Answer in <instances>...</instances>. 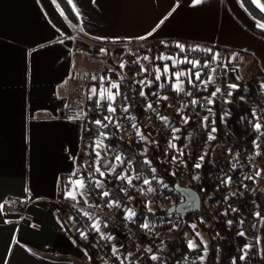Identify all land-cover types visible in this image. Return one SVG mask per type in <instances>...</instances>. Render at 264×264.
<instances>
[{
  "label": "crops",
  "instance_id": "1",
  "mask_svg": "<svg viewBox=\"0 0 264 264\" xmlns=\"http://www.w3.org/2000/svg\"><path fill=\"white\" fill-rule=\"evenodd\" d=\"M66 2L76 20L69 34L40 0H0V264H91L90 251L72 236L63 203L85 146L86 115L73 99V81L86 73L95 77L90 87L97 94L84 91L100 103V78L109 89L123 76L121 68H97L90 53L98 44L179 41L211 47L226 55L240 78H264V36L242 24L226 0L195 6L177 0ZM9 201L20 202L13 213L4 211ZM107 232L111 243L124 240ZM242 255L241 264H264V216L255 252Z\"/></svg>",
  "mask_w": 264,
  "mask_h": 264
},
{
  "label": "trees",
  "instance_id": "2",
  "mask_svg": "<svg viewBox=\"0 0 264 264\" xmlns=\"http://www.w3.org/2000/svg\"><path fill=\"white\" fill-rule=\"evenodd\" d=\"M40 1L51 20L66 33H71L70 24H76V20L71 14L66 0ZM177 1L183 5H188L193 0ZM226 2L242 24L251 31L264 36V29L257 26L258 23L264 24V15L250 0H226ZM228 69L229 81L238 85V88L235 89L232 101L228 106L227 115L221 114L216 104L209 106L207 112L209 124L204 136L205 142L210 143L211 149L203 160L199 159L201 155L197 149L188 148L189 126L183 124L179 116L174 115V111L165 108L163 105L154 104L153 107L156 111L167 115L170 123L168 127L159 129L153 124L145 122L144 113L146 111L138 99L140 91L143 90L145 93V96H142L143 99L149 98V96L152 97V89L157 91V84L143 87L126 75L119 80L118 91L120 94L116 95L115 105L117 112H119L118 108L121 106L128 108V111L123 110L121 115L129 125L130 134L125 137L119 133L115 119L108 116V105L105 104L103 109H99V103L95 98L91 100L89 105L90 111L86 119L85 132L87 130L95 139L104 141L106 144L104 148H107L108 151L113 150L119 153L129 167V174L138 173L142 180L148 179L157 191L155 201L165 202L171 197L180 198L181 196L176 191V187L178 185L184 186L185 182L186 186L184 187H192L200 193L218 192L219 197H221L224 195L226 186L224 183L225 177L222 175V166L215 160L217 151L220 147L229 145L236 148L244 157L247 156L252 151V141L257 133L253 127L256 118L253 117L252 113L264 105V78L254 77L245 80L239 77L236 69L229 66ZM114 90L116 94L117 89ZM222 116L224 117L223 120H221ZM105 117H110L111 122ZM97 120L101 121L100 125L95 123ZM213 121H215L214 124ZM133 124L136 125V128H133ZM212 127H215L217 131L211 132ZM137 130L140 134H137ZM100 133H102V136ZM169 133L178 135L176 152H172V148L165 146L163 143ZM209 134L214 139H209ZM146 161L150 163H146ZM196 163H200L201 167H194ZM153 168L156 169L155 173L152 172ZM172 173H175V175H172ZM98 175L101 177L100 173ZM103 180L105 185L103 191H100V195L105 191L109 192V196L103 197V199L118 201L120 204L118 207L119 212H121L122 206L131 208V201L122 187L121 179L117 175L114 177L106 175ZM258 200L260 214L264 216V195L261 194ZM138 202L139 205L144 204L145 198L139 199ZM171 207L172 205L168 209H158L156 212H149L146 208H143L135 211L136 218L140 222L146 220L165 221L172 215L169 212ZM208 230L206 231L209 232L210 236V249L207 264H230L233 258L238 259L241 257L243 246L247 242L245 236H240L237 231H233L229 239L222 240L216 236L215 231ZM71 233L83 245L79 235L74 231H71ZM187 245V242L176 243L169 250L173 260H176L178 264H187L185 257L188 258L196 252V250H189ZM90 262L91 264H115V257L112 251L107 249L103 257L91 255Z\"/></svg>",
  "mask_w": 264,
  "mask_h": 264
},
{
  "label": "built area",
  "instance_id": "3",
  "mask_svg": "<svg viewBox=\"0 0 264 264\" xmlns=\"http://www.w3.org/2000/svg\"><path fill=\"white\" fill-rule=\"evenodd\" d=\"M180 44H182V42L179 41L155 42L148 46L149 56L157 58L159 56H164L168 58L169 55L172 54L173 49H176L173 46ZM187 45L196 46L193 44ZM146 47L147 46H136L127 55L125 66L128 70H131L132 77H137V79L143 83L157 84V91L154 92L156 95H153V92L151 93L153 96L152 102L157 105H163L165 108L179 114L180 121L189 126V133L187 135L188 148L192 150L197 149L201 156H206L211 149L210 143L207 141L205 142L204 136L209 124V115L207 113L209 106L216 104L217 109L221 114L227 113L230 103H226L225 101H232L235 92V90L228 88V85L232 83L229 81V69L226 55L218 54L216 59H213V54H215L214 51L209 52L207 50L208 48L211 49V47L198 46L202 47L201 53H199L198 56L202 59L207 56L209 57L206 60L207 74L203 79L204 83H198L195 85L197 89L195 92L190 90L184 93L182 97L179 95V93L182 94L181 92L177 94L175 90L168 92L164 90V86L166 85L164 80H169L170 76L168 77V73H163V69L156 65L155 60L151 64H142L140 60L143 58V55L145 56L144 50ZM189 54L191 55V53ZM172 57L177 58L178 54H175V56ZM182 60L186 62L188 60L190 61V58ZM157 68L160 69V80H156ZM142 69H145L146 71H143ZM213 69L219 70V72L216 73ZM209 77H211V81H209ZM76 87L78 86H74L75 89ZM81 88L82 86H79L78 91H80ZM217 88L220 89V92L213 97L212 93L215 92ZM229 91H232L233 93L231 96L227 95ZM189 92H191V95L187 94ZM198 92L201 96L198 95ZM164 96H167L168 99H161V97ZM208 99H211L212 103H209ZM193 100H196L197 103L193 104ZM114 101H110L109 103L113 105L112 107L116 109V112L109 113L108 116L115 119L119 133L122 136H128L130 128L121 115L124 108L121 106L118 108L119 112H117V107L114 105ZM152 109L153 107L151 108L150 113L145 115V122L147 124L151 123L159 129L162 127H168V116L160 114L156 109ZM255 113L256 117L259 118L255 119V123L260 122L264 125V105L260 106L258 110H255ZM204 117H208V120L205 121ZM186 118L187 123L185 122ZM177 137L176 133H169L166 135L163 142L165 146H170L172 148V152H176L173 150L178 144ZM257 153H259V155H257ZM110 158L116 159L114 156H111ZM215 160L222 166V175L225 177L224 181H226L228 177H231V183L224 182L226 186L224 195L216 197L214 194H209L204 200L202 193L198 192L202 198L201 209L185 218H182L179 215L182 225H175V228L156 229L153 227L150 228V226L147 229L143 227L134 228L132 224L133 220L131 218L125 219L126 216L119 217L115 215L113 206H108L110 204L108 202L109 200H105L101 197L99 188L91 181L88 182V185L91 189L92 199H94L95 206L85 208L94 212L95 216L99 219L100 224L107 225L106 228H115L124 233L127 237V241L134 244L133 246L137 245V247H140L142 245V249H140L142 251H134L136 254L132 255V262L138 257L145 258V255H147L146 253H149V255H147L149 259L153 254L159 257L156 261L150 259L152 264H178L176 260H173L169 250L176 243L187 242L188 237L184 233L185 228H188L196 234V228L198 227H208L210 230L215 231V234H220L222 240L229 239L230 233L233 231H237V233L243 231L245 233L244 236L247 239L245 246H248V248H245L244 246V252L252 255L256 250V233L258 221L260 219L257 218L255 214L257 212L260 213L258 197L262 194V185L264 182V173L261 174L260 172V165L264 162V127L261 128L260 132L256 133V136L252 141V151L247 156L244 157L236 148L226 145L218 149ZM257 172H260L258 177L256 176ZM247 176H252L254 179H245ZM129 179L131 180V183L134 184L133 194L140 195L143 192V182L132 176L128 179H124L122 181L123 184L128 186ZM245 185L247 187H245ZM181 201L182 197L179 198L178 203ZM19 205V201H9L4 205V211L6 213H13L17 210ZM233 209H236L237 211H233ZM224 213L227 214L225 215ZM202 220L203 222H201ZM229 221L232 222L231 225L228 223ZM241 221H243V223H241ZM95 222L96 220L93 224ZM192 225H195V229L191 227ZM97 233L98 235L95 236L93 241L95 243L91 249L94 248L97 256L103 257L107 252V245H110L111 242L107 239L108 233H106V231L103 238L99 235V232ZM205 244L207 245L206 254L204 250ZM144 245L148 247V249L150 248L151 252L147 251V249H143ZM132 248L134 250V247ZM209 249L210 242L203 243L199 248L197 246L196 252L187 258V264H207ZM92 252L94 253L93 250ZM201 256H204L203 260L200 259ZM234 260H236L235 262L237 264V259L234 258L231 260L230 264H233Z\"/></svg>",
  "mask_w": 264,
  "mask_h": 264
},
{
  "label": "rangeland",
  "instance_id": "4",
  "mask_svg": "<svg viewBox=\"0 0 264 264\" xmlns=\"http://www.w3.org/2000/svg\"><path fill=\"white\" fill-rule=\"evenodd\" d=\"M71 25V24H70ZM69 25V26H70ZM73 28V27H72ZM72 30H75V28H73ZM74 32V31H73ZM183 46V51L181 50V48L177 47V45L173 46L176 49H173L172 54L169 55V57H164V56H159L157 57H150L149 56V47L145 48L144 50V54L142 59L140 60L142 62V64H151L154 60L156 65H158L159 68L163 69L165 65H167L170 69V71L168 72V77L170 76L169 80H164L165 82V86H164V90L166 92L172 91L171 89V83L176 81L175 79V73L176 72H182L184 75L182 76V79L185 80L183 83V91H181L182 94L179 93L180 96L183 97V94L192 90L193 92H195L197 89L195 87L196 84L198 83H204V77H206L207 74V67H205L204 65L207 64L206 60L209 58L204 57L203 59L201 57L198 56L199 53H201V49L202 47H198V46H189L187 44H180ZM136 47V45H133L131 43H127V44H112V43H101L98 44L92 51H91V57L92 59L97 60L96 62V66L97 68L102 67V68H110V69H115V68H120V64L124 63L125 64V59L127 58V55ZM101 49H104L105 51L102 52ZM207 49V48H206ZM210 48H208L207 50H209ZM212 51H214L215 54H222V52H218L216 51V49H210ZM178 54V57H172L175 56V54ZM191 53V55L189 54ZM145 57H148V59H145ZM151 58V59H150ZM190 58V61H197V66L193 67V65L191 63H188L187 61L184 62L182 59H187ZM189 61V60H188ZM148 62V63H147ZM121 71L123 72V76L126 75L129 78L133 79L138 85L140 86H154L153 84H147L143 83L142 81H140L139 79H137V77H132L131 75V70H128V68L125 66L123 69H121ZM196 73H200V80H197L195 78V74ZM95 78V77H94ZM94 78H92L90 75L88 76V74L86 73L85 76L80 80H75V82L73 81V85L74 86H78L76 87V89L74 88V95H73V99L76 98L75 101L79 102V104H83L82 108H83V112H82V117L85 116V118L87 119L88 115H89V105L91 103V100L94 98H89L87 97V93L88 90L91 89L90 85L94 84ZM94 79V80H93ZM189 79H191V83H189ZM118 79L117 81L114 80L112 81V83H116L118 85L119 83ZM79 86H82L81 90L82 93H80L81 91H78ZM109 89H111V85H109ZM119 86V85H118ZM84 88L87 89V93L85 94ZM170 88V89H168ZM168 89V90H167ZM115 91L114 89H111V92ZM152 92H156L155 90L152 89ZM177 93V92H176ZM178 94V93H177ZM115 96V101H116V94L114 92L113 94ZM199 95V92H198ZM201 96V95H199ZM140 104L143 106V108L145 109V113H144V117L145 115H147L148 113H150L151 109L147 108V105L149 103H151L152 105H154L155 103L152 102L153 100V96L149 98H144L140 95V97L138 98ZM101 100V99H100ZM73 101V100H72ZM115 101H114V105H115ZM108 100H102L101 103H99V109H103L104 105L107 104L109 105ZM113 106V105H112ZM116 106V105H115ZM153 109H155V107H153ZM152 109V110H153ZM116 112V111H115ZM80 113V111H79ZM111 112H108V114ZM177 114L176 112L174 113V115ZM179 116V114H177ZM127 123V121H126ZM170 123V120H169ZM100 125V124H98ZM130 134V131H129ZM128 134V135H129ZM100 135L102 136V133H100ZM178 136V135H177ZM125 137H127V135H125ZM99 142V146H97ZM105 142L102 140H97L94 137H92V134L90 132H88L86 130V135H85V146H84V150L82 153V158L80 160V170H79V174L73 178L70 179V182L67 184L66 189V195H65V199H64V203H63V212H64V218L65 220L68 222V224L72 227L73 231L75 233H77L79 235V237L81 238V241L83 243V246L90 251L91 255H96L97 253H95V249H91L94 245L95 242L94 238L95 236L98 235V233L96 232V230L92 227L93 222L96 220L99 221V219L97 218V216H95V213L92 211L87 210L85 207H94L95 206V202L93 201L94 199H92V194H91V189L88 185V182L91 181L93 183H95L97 185V181L100 182V186L98 187L100 191H103L104 189V177L106 175L112 176L114 177L115 175H117V177H125L124 179H128L129 177H136L139 181L144 182L145 179L142 180L141 176L138 173H134V174H129V167L128 165L125 163V161L122 159L121 155L119 153H116L113 150H107V148H104L105 146ZM173 151H177V146L174 147ZM99 152L100 156L99 158L97 157L96 153ZM114 156V158H116L117 156L120 157V160H116V159H111L110 157ZM98 161V164H97ZM99 166L100 170L102 172L105 173L104 176L99 177V172L95 171L96 167ZM78 179H83L84 181V185L85 187L83 189H75L73 184L71 183L72 181L78 180ZM121 179V184L122 187L124 188V190L126 191L127 195H128V199L131 197V199H129L131 201V208H126L124 206H122V210L121 212H119L118 207L113 203V210L115 212V215L119 216V217H125L127 216V212L128 209L135 211H139L142 210L143 208L147 209L149 211V207L151 209V211L149 212H156L158 209H168L171 205H176L178 203L179 198L177 197H171L168 198L167 201L162 202V201H155V195L157 193V191L155 190V187L150 183L149 185H145L143 183V192L140 195H134L133 194V186L134 184L131 183L128 186L123 184V180ZM186 186V182L185 185ZM151 187L154 189V191L152 192H148V188ZM69 191H75L77 194V199L74 201L71 198H67V193ZM83 193V195H81L80 193ZM209 194H214L216 197H219V193L218 192H209V193H202L204 200L206 199V197ZM101 197L103 198L102 194ZM141 198H145V203L139 205L138 201L139 199L141 200ZM114 201V199H109V203H112ZM151 202L149 204V207H145L146 204H148V202ZM132 219L133 222V226L134 228H140L142 227V225H144L145 223H148V225L153 228L156 229H171V228H175V225H182V221H180V216L179 214H172L170 215V217L168 219H166L165 221H152V220H146L145 222H140L137 220L136 215L133 217H129V219ZM95 222V223H96ZM100 222V221H99ZM100 228L101 231L99 232V235L102 236L101 234L103 233V236H105V231L106 233L107 230L109 231H116V235L119 237H123L124 240H122L121 244H115V243H111L110 245L108 244L107 247L110 251H112L114 257H115V264H152V261L147 257V255H149V253H146L147 255H145V258H141L138 257L137 259L134 260V262H132V255L136 254L134 253V251H142L140 249H142V245L140 247H137V245L133 246L134 244H131L130 242L127 241V237L125 236L124 233H122L120 230H117L115 228H106L104 227V224H100ZM209 228L208 227H198L196 228V234L192 231H190L188 228L184 229V233L185 235H187L188 240L187 243L189 241H192L196 247L200 245H203V243H208L209 242ZM208 230V231H206ZM199 232V235H197V233ZM81 233H84L86 238H83ZM109 234V233H108ZM198 236V237H197ZM216 236H219L220 238V234H216ZM230 236H232V233H230ZM114 241V238L112 239ZM205 242H204V241ZM127 242V243H126ZM126 243V244H125ZM245 246V245H244ZM244 246H243V253H244ZM134 247V250L133 248ZM196 247L193 250H196ZM132 248V249H131ZM115 249V251H114ZM143 249H148V247H146L144 245ZM92 250L94 251V253L92 252ZM122 250V251H121ZM133 250V251H132ZM132 251V252H131ZM146 251V250H145ZM236 261V260H235ZM231 263V262H230ZM237 264H241V259L238 258L237 259Z\"/></svg>",
  "mask_w": 264,
  "mask_h": 264
},
{
  "label": "snow or ice",
  "instance_id": "5",
  "mask_svg": "<svg viewBox=\"0 0 264 264\" xmlns=\"http://www.w3.org/2000/svg\"><path fill=\"white\" fill-rule=\"evenodd\" d=\"M53 2H55V0H53ZM202 2H203V0H193V6L198 5V4L202 3ZM69 3H71V0H69ZM252 3L256 4L257 7H259L260 10H261L262 12H264V5H262V4L260 3V0H252ZM173 10H174V9H173ZM165 19H166V18H165ZM161 23H163V20L161 21ZM257 26L260 27V28H262V29H264V24H259V23H258ZM149 35H151V34H149ZM144 38H145V37H140L139 39H144ZM177 47L181 48L182 51L184 50L182 45H177ZM101 51L104 52L105 50H104V49H101ZM208 51L210 52L211 50L209 49ZM217 56H218V54H213V59H216ZM145 59H148V57H145ZM187 62H188V63H191V64L193 65V67H196V66H197V63H198L197 61H187ZM204 66L207 67V64H205ZM124 67H125V64H124V63H121V64H120V68L123 69ZM142 70H143V71H146L145 69H142ZM156 71H157L156 80H160V79H161V76H160V69L157 68ZM169 71H170L169 67H168L167 65H165L164 68H163V73L167 74ZM213 71H215V69H213ZM174 75H175V79H176V83H175V85H174V90H175L177 93H179V92L183 91V84H182V82H181V77H182L184 74L181 73V72H176ZM195 78H196L197 80H200V73H196V74H195ZM105 79H106V78L103 77V76L100 78V80H101V84H100V92H99V96H100V98H101L102 100H105V99H106V100H108V101H114V100H115V96L112 94L111 89H117L116 95H119L120 93H119V91H118V85H117L116 83H112V84H111V89H105V88H104V81H105ZM209 81H211V77H209ZM189 83H191V79H189ZM205 83H207V82H205ZM228 88H229V89H232V90H235V89L238 88V85H236V84H229V85H228ZM91 92H92L93 95H96V94H97V88L93 87V88L91 89ZM219 92H220V89L217 88V89L215 90V92L212 93V96L215 97L216 94L219 93ZM187 94H188V95H191V92H189V93H187ZM232 94H233L232 91H229L227 95H228V96H231ZM140 95H141V96H145V93H144L143 90L140 91ZM153 95H156V93H153ZM161 99L167 100L168 97H167V96H164V97H161ZM225 102H226V103H231V101H227V100H226ZM192 103H193V104H196L197 101H196V100H193ZM209 103H212V100H211V99L209 100ZM152 107H153V105H152L151 103H149V104L147 105V108H148V109H151ZM107 110H108V112H111V113H114V112L116 111V109H115L114 107H112V104H111V103H109ZM124 111L127 112V111H128V108L125 107V108H124ZM225 115H227V113H225ZM252 115H253L254 118H257V117H256V113H255V111L252 113ZM105 119H107V120H109V122H111L110 117H105ZM163 119H167V118H163ZM223 119H224V117L222 116V117H221V120H223ZM257 119H259V118H257ZM204 120L207 121V120H208V117H204ZM185 122L187 123V118L185 119ZM95 123H96V124H100L101 121L97 120V121H95ZM214 123H215V121H213V124H214ZM132 126H133V128H136V125H135V124H133ZM253 127H254L255 131L260 132L261 128L264 127V125H262L260 122H256V123L253 125ZM177 130H178V129H177ZM216 131H217V129H216L215 127H212L211 132H216ZM137 134H140V133H139V130H137ZM142 138H144V137L142 136ZM174 138H175V137H174ZM209 139H214V137H213L211 134H209ZM254 143H255V142H254ZM97 146H99V142H98ZM257 146H258V145H257ZM96 155H97V157L99 158L100 153L97 152ZM257 155H259V153H257ZM203 158H204V157L201 156L199 159H200V160H203ZM173 159L175 160V157H174ZM116 160H120V157L117 156V157H116ZM146 163H150V162L146 161ZM97 164H98V161H97ZM194 167H196V168H200V167H201V164H200V163H196V164L194 165ZM95 171L99 172L101 176H104V175H105V173L102 172V171L100 170V167H99V166L96 167ZM155 171H156V169L153 168V169H152V172L155 173ZM172 175H175V173H172ZM259 175H260V172H257V173H256V176L258 177ZM118 178H120V179H124L125 177L121 176V177H118ZM245 179H254V178H253L252 176H247V177H245ZM224 182H225V183H231V177H228V179H227L226 181H224ZM71 183L73 184V186H74L75 189H83V188L85 187L83 179H78V180L72 181ZM96 183H97V187H99V186H100V182L97 181ZM128 183L131 184V180H130V179L128 180ZM143 183H144L145 185H149V184H150V181H149L148 179H145ZM161 183H162V182H161ZM165 187H167V185H165ZM245 187H247V186L245 185ZM122 191H123V189H122ZM152 191H154V189L151 188V187H149V188H148V192H152ZM80 194L83 195L82 192H81ZM102 196H103V197H107V196H109V192H107V191L103 192V193H102ZM67 198H71L72 200L75 201V200L77 199V194H76V192H75V191H69V192L67 193ZM129 199H131V197H130ZM113 203H114L117 207L120 206V204H119L118 201H113V202L110 203L108 206L111 207ZM150 203H151V202L149 201L148 204L145 205V207H149V204H150ZM2 211H3V205L0 204V212H2ZM149 211H151L150 207H149ZM233 211H237V210H236V209H233ZM224 214L226 215L227 213H224ZM135 215H136V213H135L133 210L128 209L127 216L125 217V219H128L129 217H133V216H135ZM255 215H256L257 218H261V214H260L259 212H257ZM201 222H203V220H202ZM228 223L231 225L232 222L229 221ZM241 223H243V221H241ZM92 227L96 230V232H100V231H101V228H100V222H99V221H97L96 223H94V224L92 225ZM104 227H107V225L105 224ZM142 227L145 228V229H147V228L149 227V225H148V223H145L144 225H142ZM191 227H192L193 229H195V225H192ZM238 234H239L240 236H244L245 233H244L243 231H241V232H239ZM81 235H82L83 238H86V236H85L84 233H81ZM101 235H102V238H103V233H102ZM197 235H199V233H197ZM113 238H114V237H112L111 235L107 236V239H109V240H111V239H113ZM187 247H188L189 250H193V249L196 247V245H195L192 241H189ZM245 248H248V246L246 245ZM204 250H205V254H206V252H207V245H206V244H205V249H204ZM114 251H115V249H114ZM147 251L151 252V249L149 248V249H147ZM150 259L153 260V261H156V260L159 259V257H158L157 255H154V254H153V255H151ZM185 259H187V257H185ZM200 259L203 260V259H204V256H201ZM240 259H241V260H244V259H245V256L242 255V256L240 257ZM233 264H236L235 260L233 261Z\"/></svg>",
  "mask_w": 264,
  "mask_h": 264
},
{
  "label": "water",
  "instance_id": "6",
  "mask_svg": "<svg viewBox=\"0 0 264 264\" xmlns=\"http://www.w3.org/2000/svg\"><path fill=\"white\" fill-rule=\"evenodd\" d=\"M176 191L182 197V201L170 208L171 214H179L185 218L201 209L202 198L194 188L178 185Z\"/></svg>",
  "mask_w": 264,
  "mask_h": 264
}]
</instances>
